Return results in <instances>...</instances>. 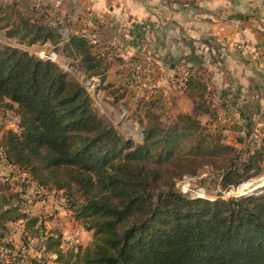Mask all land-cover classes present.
I'll list each match as a JSON object with an SVG mask.
<instances>
[{
    "label": "trees",
    "instance_id": "16d2710c",
    "mask_svg": "<svg viewBox=\"0 0 264 264\" xmlns=\"http://www.w3.org/2000/svg\"><path fill=\"white\" fill-rule=\"evenodd\" d=\"M62 25L37 11L3 27L9 37L38 44L58 43ZM67 47L89 75L103 78L102 58L87 39L73 35ZM192 78L184 91L195 89L193 112L170 124L151 114L144 143L135 144L103 122L88 91L59 63L0 44V105L18 117V130L7 129L0 138L6 161L40 186L64 191L77 219L94 232L87 246L64 248L62 234L46 233L39 217L21 210L12 194H1L0 264L16 249L5 237L8 224L18 221L27 231L25 246L44 237L40 264L47 253L55 264H264V192L209 200L175 187L176 177L205 165L219 169L222 188L255 170L264 174V132L243 158L219 129L200 120L210 113L207 90L191 86Z\"/></svg>",
    "mask_w": 264,
    "mask_h": 264
},
{
    "label": "crops",
    "instance_id": "0c3cea01",
    "mask_svg": "<svg viewBox=\"0 0 264 264\" xmlns=\"http://www.w3.org/2000/svg\"><path fill=\"white\" fill-rule=\"evenodd\" d=\"M31 1L36 16L37 0ZM45 2L50 22L59 20L65 29L70 28L69 39L90 28L104 38L116 32L126 40L122 56L96 51L104 70L99 85L127 86V63L133 50L141 49L157 60L154 85L160 97L151 103V110L163 109L169 124L178 114L194 110L195 89L186 93L173 79L188 68L193 76L191 86H205L207 90L210 113L200 116L202 123L219 129L227 142L238 148L242 144L238 140L260 138L264 127V0ZM10 225L25 226L23 221ZM43 240L30 238L28 249L32 250L34 243L41 251ZM22 246L27 247L24 243ZM51 257L54 262L53 253Z\"/></svg>",
    "mask_w": 264,
    "mask_h": 264
},
{
    "label": "rangeland",
    "instance_id": "374dc122",
    "mask_svg": "<svg viewBox=\"0 0 264 264\" xmlns=\"http://www.w3.org/2000/svg\"><path fill=\"white\" fill-rule=\"evenodd\" d=\"M33 5L31 0H0L1 45L26 50L38 57H40L41 50H45L46 53L51 49L56 51L58 54L56 62L62 66L69 79L76 80L88 91L92 100L91 104L103 122L113 126L125 139L131 140L135 144L144 143L145 127L148 122H151V114H156L161 121L168 123L165 119L167 115L163 109L148 110L151 100L147 98L145 89L136 86H107V83L99 85L102 77L89 75L85 65L67 47V40H69L70 35L69 27L61 31V40L58 43L27 44L21 42L16 36L9 37L3 26L8 24L9 28L13 27L23 16L33 18L35 15L30 8ZM17 123L18 117L14 110L0 105V138L7 129L18 130ZM262 131H264V127ZM260 144V138L242 142L239 148L243 151V158L247 157V152H252ZM261 164L264 168V161ZM5 166L14 169L13 171L6 170ZM221 175L219 169L205 165L194 174L185 173L176 177L175 187L187 197L209 200L228 199L233 196L262 194L264 192V174L257 170L254 171L253 177L228 188H222ZM0 186V195L12 194L14 196L12 200L15 204L20 205L21 210L30 216H40L39 218L44 222L46 229L50 228V230L62 234L64 248L72 245L85 247L92 242L93 230L87 229L81 219H77L76 212L69 204V199L64 191L40 186L31 180L26 170L15 167L6 161L1 146ZM22 228H24V232H27L25 226ZM22 228L19 225H10V233L6 235L5 240L19 246L16 247L12 255L6 256L3 264H40L38 259L43 254L39 247L35 248L34 243H31L32 250L22 246L24 243ZM20 251L27 255V263L19 261L18 254L21 253ZM45 259L46 262L43 264H55L52 261L51 253H47Z\"/></svg>",
    "mask_w": 264,
    "mask_h": 264
},
{
    "label": "built area",
    "instance_id": "2783aa9c",
    "mask_svg": "<svg viewBox=\"0 0 264 264\" xmlns=\"http://www.w3.org/2000/svg\"><path fill=\"white\" fill-rule=\"evenodd\" d=\"M46 5L47 3L45 0H37L36 7L41 14L45 13ZM56 23L57 21H54V24ZM62 26V30L65 29L64 25ZM77 35L87 39L94 47L95 51L122 56L127 49L126 40L116 32H112L107 38H104L95 32V30L93 31L90 28H83ZM262 55L264 59V44L262 47ZM40 57L44 60L56 62L58 54L52 49L48 53H46L45 50H41ZM156 61L155 56L150 52L141 49H134L131 58L127 63L128 75L126 85L145 89L147 91V98L150 100H158L160 97L159 88L154 85V79L157 75ZM190 77L191 72L189 69L183 68L173 79L180 88L185 89ZM18 256L21 263H27L28 257L24 252L19 253Z\"/></svg>",
    "mask_w": 264,
    "mask_h": 264
}]
</instances>
